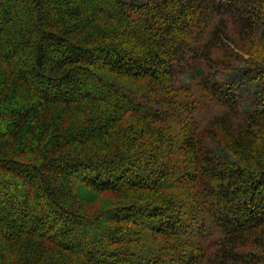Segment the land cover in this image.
Here are the masks:
<instances>
[{
  "label": "trees",
  "instance_id": "1",
  "mask_svg": "<svg viewBox=\"0 0 264 264\" xmlns=\"http://www.w3.org/2000/svg\"><path fill=\"white\" fill-rule=\"evenodd\" d=\"M0 264H264V0H0Z\"/></svg>",
  "mask_w": 264,
  "mask_h": 264
}]
</instances>
